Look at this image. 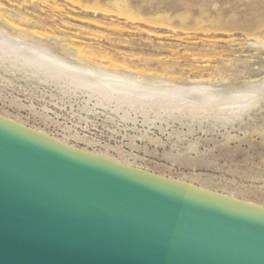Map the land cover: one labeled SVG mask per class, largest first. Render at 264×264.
<instances>
[{"label":"rangeland","instance_id":"obj_1","mask_svg":"<svg viewBox=\"0 0 264 264\" xmlns=\"http://www.w3.org/2000/svg\"><path fill=\"white\" fill-rule=\"evenodd\" d=\"M0 115L264 208V0H0Z\"/></svg>","mask_w":264,"mask_h":264},{"label":"water","instance_id":"obj_2","mask_svg":"<svg viewBox=\"0 0 264 264\" xmlns=\"http://www.w3.org/2000/svg\"><path fill=\"white\" fill-rule=\"evenodd\" d=\"M0 264H264V208L0 115Z\"/></svg>","mask_w":264,"mask_h":264},{"label":"bare ground","instance_id":"obj_3","mask_svg":"<svg viewBox=\"0 0 264 264\" xmlns=\"http://www.w3.org/2000/svg\"><path fill=\"white\" fill-rule=\"evenodd\" d=\"M221 195V194H220ZM224 196V195H223ZM226 197H228V196H226ZM229 198H231V197H229ZM232 199H234V198H232ZM235 200H237V199H235ZM239 201H241V200H239ZM244 202V201H243Z\"/></svg>","mask_w":264,"mask_h":264}]
</instances>
